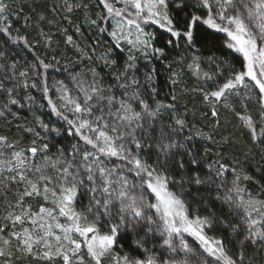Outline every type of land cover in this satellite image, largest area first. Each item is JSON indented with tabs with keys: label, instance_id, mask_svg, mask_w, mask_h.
<instances>
[{
	"label": "trees",
	"instance_id": "1",
	"mask_svg": "<svg viewBox=\"0 0 264 264\" xmlns=\"http://www.w3.org/2000/svg\"><path fill=\"white\" fill-rule=\"evenodd\" d=\"M126 1L0 0V264H216L167 234L149 179L264 264V93L226 25L264 42V0L109 14Z\"/></svg>",
	"mask_w": 264,
	"mask_h": 264
},
{
	"label": "rangeland",
	"instance_id": "2",
	"mask_svg": "<svg viewBox=\"0 0 264 264\" xmlns=\"http://www.w3.org/2000/svg\"><path fill=\"white\" fill-rule=\"evenodd\" d=\"M124 1V0H123ZM154 0H127L124 3V11H116L115 9L107 6L109 14L120 18L130 17L134 21H152L157 15L155 11ZM154 22V21H153ZM227 34L233 43L234 48L239 50L247 60V75L250 79L255 80L262 87L264 93V42L260 41L258 44V35L248 34L236 22H229ZM120 35L128 38L132 33L137 32L135 27L121 25ZM262 43V44H261ZM261 44V45H260ZM149 189L156 197V210L159 213L164 230L170 235H187L194 239L201 249L213 260L216 264H232L218 242L212 241L205 237L202 226L195 220H189L180 205V203L170 196L163 188L162 184L155 179H149L147 183ZM70 198L66 197L62 201V211L65 216L67 213L66 208ZM81 236V235H80ZM84 238V237H83ZM85 239V238H84ZM111 239L108 237H96L95 244L102 249L109 246ZM77 244L76 241H73Z\"/></svg>",
	"mask_w": 264,
	"mask_h": 264
}]
</instances>
